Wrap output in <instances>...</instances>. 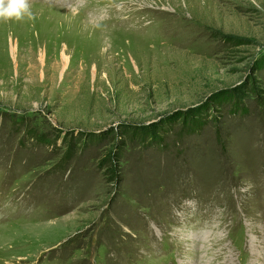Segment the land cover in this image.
Returning <instances> with one entry per match:
<instances>
[{
  "label": "rangeland",
  "instance_id": "obj_1",
  "mask_svg": "<svg viewBox=\"0 0 264 264\" xmlns=\"http://www.w3.org/2000/svg\"><path fill=\"white\" fill-rule=\"evenodd\" d=\"M31 11L0 19V264H264V0Z\"/></svg>",
  "mask_w": 264,
  "mask_h": 264
},
{
  "label": "clouds",
  "instance_id": "obj_2",
  "mask_svg": "<svg viewBox=\"0 0 264 264\" xmlns=\"http://www.w3.org/2000/svg\"><path fill=\"white\" fill-rule=\"evenodd\" d=\"M25 16L29 19L33 18L31 0H0V19L21 20ZM193 250H195L194 247Z\"/></svg>",
  "mask_w": 264,
  "mask_h": 264
},
{
  "label": "trees",
  "instance_id": "obj_3",
  "mask_svg": "<svg viewBox=\"0 0 264 264\" xmlns=\"http://www.w3.org/2000/svg\"><path fill=\"white\" fill-rule=\"evenodd\" d=\"M193 119H195V118H193ZM195 121V120H194Z\"/></svg>",
  "mask_w": 264,
  "mask_h": 264
}]
</instances>
